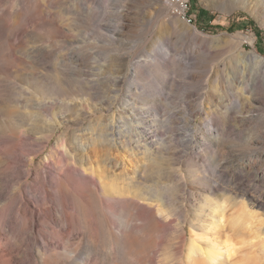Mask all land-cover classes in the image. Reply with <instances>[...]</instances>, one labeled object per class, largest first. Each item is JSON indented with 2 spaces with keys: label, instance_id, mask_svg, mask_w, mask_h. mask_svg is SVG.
<instances>
[{
  "label": "rangeland",
  "instance_id": "rangeland-1",
  "mask_svg": "<svg viewBox=\"0 0 264 264\" xmlns=\"http://www.w3.org/2000/svg\"><path fill=\"white\" fill-rule=\"evenodd\" d=\"M190 9L0 0V264H264V0Z\"/></svg>",
  "mask_w": 264,
  "mask_h": 264
},
{
  "label": "bare ground",
  "instance_id": "bare-ground-1",
  "mask_svg": "<svg viewBox=\"0 0 264 264\" xmlns=\"http://www.w3.org/2000/svg\"><path fill=\"white\" fill-rule=\"evenodd\" d=\"M175 7H177V9L183 11V7L182 6H175ZM185 16L186 15L184 14V17ZM245 212H246V210H245ZM252 213H249V216L250 217L252 216ZM240 218H242V216ZM240 218L239 217H236L232 221V228H233V230L235 232H239L240 227L242 225H244V222H241L242 220ZM219 221H221V218L219 219ZM252 247H253V245H252ZM243 250L240 251L239 249H236L235 248V245L231 244L230 242H226V249L224 251V254H217L215 252H211L207 256H202L201 254H196L197 259H194V260H195L196 264H235L234 263V260H235L234 257H235V255H238L239 254L240 255L239 256L240 257V263L239 264H252V261L253 260H251V258H250L252 256H249L251 253L244 255V253L242 252ZM195 251H196L195 250V247L193 245H191L189 247L188 255L190 257H192V255L195 253ZM222 257H223V260H221Z\"/></svg>",
  "mask_w": 264,
  "mask_h": 264
},
{
  "label": "built area",
  "instance_id": "built-area-1",
  "mask_svg": "<svg viewBox=\"0 0 264 264\" xmlns=\"http://www.w3.org/2000/svg\"><path fill=\"white\" fill-rule=\"evenodd\" d=\"M169 1L171 3L172 7L182 6L184 14L190 18L188 13H189V10H190L191 0H169Z\"/></svg>",
  "mask_w": 264,
  "mask_h": 264
},
{
  "label": "trees",
  "instance_id": "trees-1",
  "mask_svg": "<svg viewBox=\"0 0 264 264\" xmlns=\"http://www.w3.org/2000/svg\"><path fill=\"white\" fill-rule=\"evenodd\" d=\"M192 2H195V0H191ZM190 11H191V9H190ZM228 30H230V28L228 29Z\"/></svg>",
  "mask_w": 264,
  "mask_h": 264
}]
</instances>
